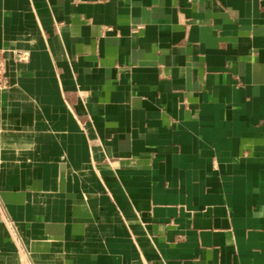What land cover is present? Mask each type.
Returning <instances> with one entry per match:
<instances>
[{"label":"crops","instance_id":"obj_1","mask_svg":"<svg viewBox=\"0 0 264 264\" xmlns=\"http://www.w3.org/2000/svg\"><path fill=\"white\" fill-rule=\"evenodd\" d=\"M0 49V264H264V0H0Z\"/></svg>","mask_w":264,"mask_h":264},{"label":"built area","instance_id":"obj_2","mask_svg":"<svg viewBox=\"0 0 264 264\" xmlns=\"http://www.w3.org/2000/svg\"><path fill=\"white\" fill-rule=\"evenodd\" d=\"M29 57V51H22L17 53L19 60H24ZM10 84L8 74V56L4 49H0V88H6Z\"/></svg>","mask_w":264,"mask_h":264}]
</instances>
